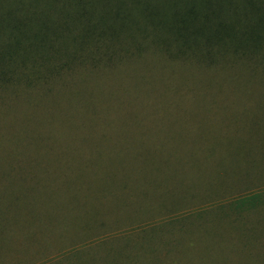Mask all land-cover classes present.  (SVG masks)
I'll return each mask as SVG.
<instances>
[{"label":"rangeland","instance_id":"374dc122","mask_svg":"<svg viewBox=\"0 0 264 264\" xmlns=\"http://www.w3.org/2000/svg\"><path fill=\"white\" fill-rule=\"evenodd\" d=\"M192 6L0 0L46 35L0 80V264H264V60L179 54Z\"/></svg>","mask_w":264,"mask_h":264},{"label":"trees","instance_id":"16d2710c","mask_svg":"<svg viewBox=\"0 0 264 264\" xmlns=\"http://www.w3.org/2000/svg\"><path fill=\"white\" fill-rule=\"evenodd\" d=\"M187 1L191 2L193 6L177 15L178 18L173 21L176 28L162 31L163 33L172 34L174 42L179 44V46L176 44L179 54L185 55L189 51L200 53L204 50L210 56L208 59H213L214 54L226 53L229 49H232L236 53H245L249 59L258 57L264 60V28L259 27L264 25V17L248 18L246 24L245 21L240 19L222 17L223 4L220 1L201 0L200 5L197 2L198 0ZM65 20H71L68 25H72V18H66ZM22 23L16 16L9 18L0 16V30L7 28L13 30V36L8 43L5 44L3 49L0 48V80H6L10 76L16 75V72L27 74V71L24 72L22 69L24 65H20L17 58H22L24 61L28 60V54L32 50L30 44H33L34 41L40 43V38L42 41L45 40L46 35L40 31L42 29L41 23L37 25L39 29L35 32H28L25 29L24 31L20 30L21 27L25 26ZM213 23H216L217 28H206V26L213 25ZM46 29H50L47 22ZM54 30L58 31L57 28H54ZM85 30H88L87 33H89L95 29ZM28 38H30L29 43H26L25 40ZM7 67L8 70H6ZM32 73L34 74V71Z\"/></svg>","mask_w":264,"mask_h":264}]
</instances>
